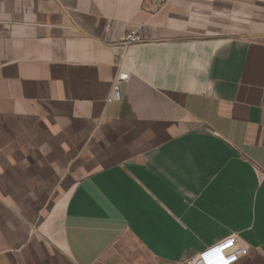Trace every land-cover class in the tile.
Segmentation results:
<instances>
[{"label": "crops", "instance_id": "1", "mask_svg": "<svg viewBox=\"0 0 264 264\" xmlns=\"http://www.w3.org/2000/svg\"><path fill=\"white\" fill-rule=\"evenodd\" d=\"M0 185V264H264V0H0Z\"/></svg>", "mask_w": 264, "mask_h": 264}, {"label": "built area", "instance_id": "2", "mask_svg": "<svg viewBox=\"0 0 264 264\" xmlns=\"http://www.w3.org/2000/svg\"><path fill=\"white\" fill-rule=\"evenodd\" d=\"M142 38L134 30L129 31L123 41L127 43L139 42ZM128 74L120 72L112 85L111 97L118 100L120 97L119 85L121 81L127 80ZM248 248L246 244L238 240L235 234L216 242L201 252L187 259V264H233L239 258L246 255Z\"/></svg>", "mask_w": 264, "mask_h": 264}, {"label": "rangeland", "instance_id": "3", "mask_svg": "<svg viewBox=\"0 0 264 264\" xmlns=\"http://www.w3.org/2000/svg\"><path fill=\"white\" fill-rule=\"evenodd\" d=\"M0 189L4 192L5 191V187H2L1 185H0ZM34 203H37V202H34Z\"/></svg>", "mask_w": 264, "mask_h": 264}]
</instances>
